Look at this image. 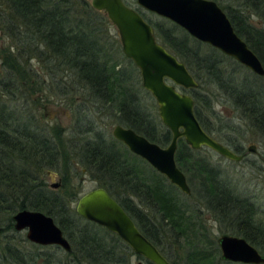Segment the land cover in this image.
<instances>
[{"label":"trees","instance_id":"trees-1","mask_svg":"<svg viewBox=\"0 0 264 264\" xmlns=\"http://www.w3.org/2000/svg\"><path fill=\"white\" fill-rule=\"evenodd\" d=\"M214 1L218 3L217 0ZM124 2L154 28L157 40L185 63L197 81V88L181 89L190 93L194 99V113L203 129L244 158V152L239 145L231 146L222 138L219 139L223 130L243 134L239 125L232 123L233 121H222L213 109L212 98L202 90L206 83L216 84L233 109L239 113V120L247 124L250 131L257 132L262 137L264 90L258 87L257 82L251 85H247L245 80L236 82L230 72L219 64V60L214 59L217 49L210 46V52L203 54L199 51L201 43L181 27L172 22L152 23L133 7L135 0ZM218 5L228 16L236 33L264 66V0H246L241 6L238 4L240 9L221 3ZM96 11L98 10H95L88 0H0V29L4 30V34L6 33L13 43L0 51L2 64L11 73L8 76L24 87L20 91L23 96H26L28 90L41 91L37 72L29 63L30 59L37 58L51 71L61 73L62 83L70 85L69 91L74 90L83 95L85 93L96 102L101 99L112 101L118 97L116 106L119 124L134 129L161 146L168 144L171 140L170 130L165 126L162 128L160 121V124L157 123L154 118H148V115L141 111L138 100L133 96L134 80L128 74V69H116L114 65L109 64L105 50L109 53L110 47L105 48L104 44L110 38L103 36L104 33L100 30L103 22H97L92 14ZM247 11L262 20V28L251 24L249 16L245 14ZM235 62L242 66L236 60ZM258 76L254 74L252 79L257 80ZM9 83L6 81L3 85ZM12 86L11 88H14ZM56 86L58 87L57 83ZM61 90L63 96L68 91L64 88ZM1 110L4 112L3 108ZM2 114L0 113V236L9 231L16 233L12 219L16 211L38 210L54 219L68 239L71 250L67 252L52 245V251L42 252L44 246L33 244L26 238L22 240L28 242L30 248L20 247L14 238H9L0 248V264H130L129 258L135 254L122 239L106 228L83 219L75 209L70 208L69 203L76 196L72 193V185L65 183L63 178V192L58 193L57 190L47 188L39 177L46 168H53L57 149H65V146L56 143V139H60L57 137L60 128H54L55 144H52L51 136L46 135V132L26 131L20 124L22 120L13 117L14 112L4 113L5 118H2ZM15 120L17 122H14ZM78 131V134L84 136L95 134L94 140L85 141L84 146L74 147L78 148L81 157L85 158L82 163L92 171L103 174L98 175L103 181L97 187L104 188L128 213L141 233L175 264V257L164 245L168 243L171 247L176 244V239L180 240L188 235L193 212L181 207L168 192L165 186L168 180L163 175H159L162 182H146L135 167L118 157L119 154L112 143L107 144L94 128ZM20 138L23 142H20ZM178 144L176 163L185 174L188 184L193 186L195 181L198 182L199 198L205 207L209 209L211 205L224 216H230L233 212L239 216L244 214V218L235 220L234 227L238 230L236 234L264 255V228L253 225L252 216L256 212L252 211L251 204L245 198L237 196L224 178H219V172L208 160L203 157L193 158V150L182 138L178 140ZM31 146L36 149L33 158H29L30 151L33 150ZM132 155L140 158L133 153ZM18 162L22 165H18ZM189 174L195 175L193 180ZM169 184L175 187L170 182ZM191 195L192 190L188 196ZM134 197L139 202L131 199ZM204 258L211 260L215 255L211 252L202 259ZM145 263L153 264L150 261ZM192 263L195 264L196 261L189 254L187 264Z\"/></svg>","mask_w":264,"mask_h":264},{"label":"rangeland","instance_id":"rangeland-1","mask_svg":"<svg viewBox=\"0 0 264 264\" xmlns=\"http://www.w3.org/2000/svg\"><path fill=\"white\" fill-rule=\"evenodd\" d=\"M88 1L90 2V0ZM217 1L222 5L240 9V4L244 3L246 0ZM238 4L240 6H238ZM133 7L137 8L140 13L152 23L162 22L168 24L171 22L168 19L139 7L136 3L133 4ZM92 14H94V18H96L97 22H103L100 27L101 32L104 33L103 36L108 39L110 38L108 42L104 44L105 48L110 47V49H108L109 53L105 50V55H107L110 60L109 64L114 65L116 69H128V74L134 80V87L132 88V92H134L133 96L138 100L139 106L142 108L141 111L148 115V118H154L157 123H159V121L161 122L158 116L155 99L141 84L139 70L122 52L121 44L118 40L119 36L117 34V29L108 20L104 12L96 11ZM245 14L249 16V21L252 25L257 28L263 27V22L258 16L249 11ZM198 42L201 43L199 51H202L203 54L210 52L208 51L210 50V45L200 41ZM10 45H13L12 39L9 38L6 33L4 34V30L0 29V51L6 49ZM216 53L217 56H215L214 59L216 58L219 60V64L228 73L230 72L236 82L245 80L247 85L257 82L258 87L264 90V75L258 76L257 80H253L254 74L246 67L237 65L232 57L223 54L219 50ZM0 55L2 56L1 53ZM1 56L0 106L4 110L3 112L0 108V113H3L2 118H5L6 113L14 112L13 117L17 120L19 118L22 119V117H27L29 122H35L41 129L46 126L49 130L53 127H63L64 133L61 132L63 141L60 142V145L65 146V149H61V151L57 153L53 168H46L43 173H40L39 177L50 190H52L51 184L58 183L59 186L58 178L61 176L67 181H65V183L72 185L73 187L71 188L73 192H71L76 196L69 203L71 209H75L79 195L97 187L99 183L103 181V179H100L98 176L101 174L100 172L96 173V171H92V169L83 170L84 166L80 163V160L85 159L83 156L81 157V151L77 150L78 148L76 149L74 146H81L82 141L88 139L90 135L84 136L83 138L82 136L84 134L80 135L77 132L79 129L94 128L99 136L105 139L107 144L109 142L112 143L113 148L116 149V153L119 154L118 157L125 159L130 165L135 167L141 175V178L146 182L153 183L157 180L162 182V178L159 176L162 174L152 170L148 163L142 161L141 158L133 156L130 151H127L128 149L126 150L122 143L113 137V128L115 125L119 124L118 108L116 106V101L119 100L118 97L112 101H103L101 99V101L96 102L85 93L83 95L74 90L69 91L70 85L62 83L63 76H61V73L51 71L47 65L40 62L37 58L30 59L29 63L31 64V68L37 72V80L41 82L42 90L38 92L35 91L36 93L28 90L26 96H23L20 91H22L24 87L13 80L11 76H8L11 73L2 64ZM6 81L12 82L14 88H11L12 83L11 85L9 83L4 86L3 83H6ZM62 88L68 90L64 96L61 93ZM202 92L208 94L212 98L213 109L216 111L217 115L222 118V121H233L232 123L239 125L240 131H242L243 134H236L223 130V132L218 135L219 139L222 138L228 145H239L245 157L238 162L228 160L207 147H202L197 150L192 149L193 153L191 155L193 158L198 159L203 157L208 160L209 164L219 172V178H224L228 187L237 196L243 199L245 198L251 204L253 208L252 211L255 210L256 212V214L252 216L253 225H259L264 228V137L257 132L250 131L249 126L239 120V113L233 109L230 102L224 97V94L216 84L206 83ZM17 120L14 122H17ZM237 122L240 123L238 124ZM121 126H123V124H121ZM123 127L126 126L124 125ZM163 127L164 125L162 124V128ZM47 131L46 135H49ZM59 138L61 139V137ZM249 146L255 147L254 153L248 151ZM177 147L179 148V144ZM57 150H59V148ZM73 163H77V166H74ZM102 175L103 174H101V176ZM189 176L192 180L195 177V175L191 176V174H189ZM60 185V187L56 188L58 193L63 192L61 190V187L64 186L63 181ZM165 186L181 207L188 209L189 212H193V216H191L190 219V231H188V235L181 237L180 240L176 239V244L174 243L171 247L167 245L168 243L164 245L165 249L169 250V253L173 254L175 257V264H187L189 254L192 255L193 260L196 261L195 264H241L220 259L217 238L223 233L235 235L238 231L235 230L234 227L235 220L239 217L244 218V214H240L239 216L236 212H233L230 216L227 214L226 217L224 214H221V212L214 210L211 205L209 209L206 208L205 204L202 203L199 198L200 187L197 181L194 182L193 186L190 185L192 190L191 196L185 195L177 187L171 186L168 181H166ZM131 199L136 203L139 202L135 197ZM231 218L233 219L231 220ZM9 238H14L16 244L20 247L30 248L29 243L22 240L25 238V231H16L15 234L10 231L3 233L0 236V248L4 246ZM52 250V245H48L44 246L42 252H50ZM211 252L215 255L214 259H202L208 254H211ZM56 256L60 257V255ZM138 260L143 259H139L136 255H131L129 258L130 264H136Z\"/></svg>","mask_w":264,"mask_h":264},{"label":"water","instance_id":"water-1","mask_svg":"<svg viewBox=\"0 0 264 264\" xmlns=\"http://www.w3.org/2000/svg\"><path fill=\"white\" fill-rule=\"evenodd\" d=\"M143 9L168 19L194 39L208 44L256 75H264V66L248 44L236 33L224 10L214 0H136ZM95 10L104 11L117 29L123 54L138 68L143 88L155 99L159 118L170 130L171 140L161 146L132 128L116 125L112 135L130 152L141 157L153 169L186 195L190 186L175 160L178 140L184 139L191 149L207 147L232 161L242 155L208 134L194 113V99L182 89L197 88L198 83L173 53L158 42L153 27L123 0H90ZM248 151L254 153L255 147ZM58 183L54 184L57 187ZM76 212L116 234L133 251L153 264H173L138 229L121 205L102 187L83 193ZM13 228L25 231V238L36 245H55L64 251L71 246L54 219L42 211L21 209L13 216ZM221 259L242 264H264V256L240 236L227 233L217 238ZM136 264H145L138 260Z\"/></svg>","mask_w":264,"mask_h":264},{"label":"flooded vegetation","instance_id":"flooded-vegetation-1","mask_svg":"<svg viewBox=\"0 0 264 264\" xmlns=\"http://www.w3.org/2000/svg\"><path fill=\"white\" fill-rule=\"evenodd\" d=\"M136 1V0H135ZM137 4V3H136ZM138 5V4H137ZM139 6V5H138ZM140 7V6H139ZM134 9V8H133ZM135 10V9H134ZM154 29V28H153ZM118 34V33H117ZM119 40V39H118ZM159 42V41H158ZM160 43V42H159ZM68 85H69V83H68ZM82 87H84V85H82ZM70 89V88H69ZM29 117V116H28ZM24 119L22 120V123H20L25 129H26V131H33L34 133H38L39 132V130H41L42 132H44L45 130L47 131V129H48V131H47V133H49V135L51 136V139H50V142L52 143V144H55L54 143V137H55V132H54V127L53 128H51V130H49V128H47V126L45 127V128H40L37 124H35V122H29V120L27 119V117H23ZM30 118V117H29ZM33 121V120H32ZM118 125V124H117ZM124 126V125H123ZM59 127V126H58ZM60 128V127H59ZM63 128V127H62ZM62 128H60L59 129V131H58V133H57V137L59 138V137H61V139H56V141H57V143L58 144H60V142L61 141H63V139H62V135H61V132L62 133H64V130L62 129ZM128 128H130V127H128ZM80 130V129H79ZM134 130V129H133ZM45 131V132H46ZM135 131V130H134ZM77 132H79V131H77ZM139 134V133H138ZM81 135V134H80ZM142 135V134H141ZM83 138H84V135L82 136ZM114 137V136H113ZM21 139V138H20ZM19 139V140H20ZM116 139V138H115ZM87 140H94L91 136L88 138V139H85V140H83L84 142L85 141H87ZM103 140L105 141V139L103 138ZM117 140V139H116ZM28 144H29V141H27V139L25 140ZM99 141V140H98ZM100 141H102L101 139H100ZM119 141V140H118ZM20 142H23L22 141V139L20 140ZM120 142V141H119ZM120 143H122V142H120ZM123 144V143H122ZM82 145V144H81ZM124 145V144H123ZM75 146H77V147H81V146H78V145H75ZM125 146V145H124ZM31 148H33V150H31L30 151V156H29V158H33L35 155H33L34 153H36V149L33 147V146H31ZM62 150H64V149H62ZM61 151V148H59V150H57L56 151V154L57 153H59ZM56 157V156H55ZM141 158V157H140ZM53 159V158H52ZM142 159V158H141ZM244 159V158H243ZM54 160V159H53ZM21 161V160H20ZM21 165H22V163L21 162H19ZM70 165H72V164H70ZM73 165L74 166H77V163H73ZM73 166V167H74ZM84 166V165H83ZM68 167V166H67ZM75 168V167H74ZM88 167H86V166H84V169L83 170H86ZM58 181H59V186H57V187H54V184H51L52 185V190H55L56 191V188H58V187H60L61 185V182L63 181V177L61 176V177H59L58 178ZM53 188H55V189H53ZM95 188H97V187H95ZM94 189V188H93ZM80 196V195H79ZM78 199V198H77ZM75 211H76V207H75ZM231 235H233V234H231ZM236 236H239V235H236ZM259 251V250H258ZM260 252V251H259ZM261 253V252H260ZM262 254V253H261ZM263 255V254H262ZM264 256V255H263ZM234 263V262H233ZM242 264V263H241Z\"/></svg>","mask_w":264,"mask_h":264},{"label":"bare ground","instance_id":"bare-ground-1","mask_svg":"<svg viewBox=\"0 0 264 264\" xmlns=\"http://www.w3.org/2000/svg\"><path fill=\"white\" fill-rule=\"evenodd\" d=\"M24 116V115H23ZM20 119V118H19ZM24 118L22 117V119L21 120H23ZM95 134H90V136L93 138V136H94ZM95 137V136H94ZM222 143V142H221ZM84 141H82V146H84ZM230 148V147H229ZM85 159V158H84ZM83 162V160L81 159L80 160V163L82 164V165H84V166H86V167H88L87 165H85L84 163H82ZM18 165H20L21 166V164L18 162ZM87 169H89V168H87ZM100 179H101V177H100Z\"/></svg>","mask_w":264,"mask_h":264}]
</instances>
